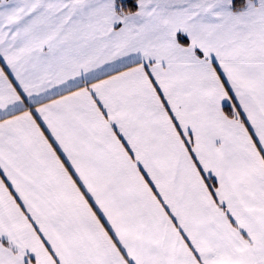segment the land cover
Wrapping results in <instances>:
<instances>
[{"label":"snow or ice","instance_id":"6c2138e0","mask_svg":"<svg viewBox=\"0 0 264 264\" xmlns=\"http://www.w3.org/2000/svg\"><path fill=\"white\" fill-rule=\"evenodd\" d=\"M0 264H264V0H0Z\"/></svg>","mask_w":264,"mask_h":264}]
</instances>
